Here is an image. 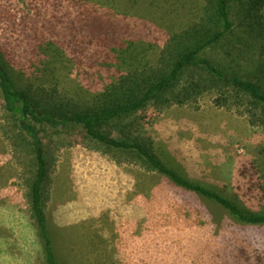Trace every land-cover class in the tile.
<instances>
[{
  "label": "trees",
  "instance_id": "1",
  "mask_svg": "<svg viewBox=\"0 0 264 264\" xmlns=\"http://www.w3.org/2000/svg\"><path fill=\"white\" fill-rule=\"evenodd\" d=\"M145 1L124 8L116 0H56L53 16L42 23L36 14L24 15L22 28L15 22L13 33L0 34L3 111L14 123L6 136L28 162L26 200L46 264H60L46 194L63 146L97 143L116 150L221 206L243 229L264 227V213L169 167L146 113L214 93L217 106L241 107L251 124L264 126V0H203L178 29L163 22L180 0ZM154 47L155 60L146 59ZM52 50L85 81L77 82L78 94L37 75L45 62L53 63Z\"/></svg>",
  "mask_w": 264,
  "mask_h": 264
},
{
  "label": "rangeland",
  "instance_id": "2",
  "mask_svg": "<svg viewBox=\"0 0 264 264\" xmlns=\"http://www.w3.org/2000/svg\"><path fill=\"white\" fill-rule=\"evenodd\" d=\"M55 1L0 0V34L13 33L15 22L22 28L24 15L36 14L42 23L53 16ZM139 1L115 5L128 8ZM148 1L163 6V0ZM202 1L180 0L164 25L182 27ZM158 50H149L146 59L155 60ZM51 54L53 63L45 62L37 75L78 94L77 82L86 86L85 81L66 57ZM215 97L206 94L197 103L164 109L151 106L147 121L157 151L184 177L264 213V126L251 124L241 107L217 106ZM3 102L0 89V264H46L26 200L28 162L6 136L14 123ZM46 200L60 264H264V227L243 229L206 197L97 143L57 152Z\"/></svg>",
  "mask_w": 264,
  "mask_h": 264
},
{
  "label": "crops",
  "instance_id": "3",
  "mask_svg": "<svg viewBox=\"0 0 264 264\" xmlns=\"http://www.w3.org/2000/svg\"><path fill=\"white\" fill-rule=\"evenodd\" d=\"M47 219H48V215H47ZM49 220V219H48Z\"/></svg>",
  "mask_w": 264,
  "mask_h": 264
}]
</instances>
